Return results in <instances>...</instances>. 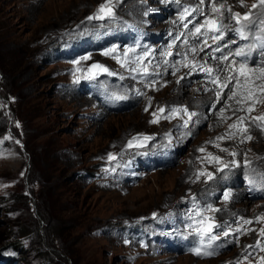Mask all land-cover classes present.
I'll list each match as a JSON object with an SVG mask.
<instances>
[{
    "label": "rangeland",
    "instance_id": "374dc122",
    "mask_svg": "<svg viewBox=\"0 0 264 264\" xmlns=\"http://www.w3.org/2000/svg\"><path fill=\"white\" fill-rule=\"evenodd\" d=\"M170 1L89 20L106 0H0V264H264V81L208 100L235 76L211 77ZM222 2L236 24L259 0Z\"/></svg>",
    "mask_w": 264,
    "mask_h": 264
},
{
    "label": "bare ground",
    "instance_id": "6f19581e",
    "mask_svg": "<svg viewBox=\"0 0 264 264\" xmlns=\"http://www.w3.org/2000/svg\"><path fill=\"white\" fill-rule=\"evenodd\" d=\"M179 1L181 2V4L188 5V14L187 15H183V13L180 11V9H178V11H179L178 15H177L178 18L177 17L176 18L179 19V22L176 19L175 25H173L174 28L177 29V33L181 34L180 35V39H184V37H187L188 41L191 44H195L196 46L199 45L198 46L199 48L197 49L195 54L198 55L197 58L199 60H201L202 64L206 65L207 68L211 69V71H212V73L210 74L211 77L217 76V78H219V80L222 79V78H225V81H226V77H228V74H231V76L232 75L235 76V79H230V81L228 80L229 82L226 84L227 87H226L225 90H224V88L222 89V87L220 85H218V82H215L214 80L210 79V81H212V82L209 83L210 86H211V83H212V87L214 89H217V91H219L220 94H218V92L216 93V90H215L214 94H216V95L213 96V97L209 95V99L208 100L212 101L213 103L216 102L217 106H218L220 104H223V102H226V101H224V98L226 96H228V99L232 98V100H233L235 97L239 98V97H241V94L249 93L252 90H254L256 87H258L264 81V78H260V77H262V74L259 71L260 68H264V52L261 51L262 56L259 59L255 60L254 65L251 64L253 66V69H255V71L250 72V73H246L245 76H240L239 73L235 74V71H234L235 68L228 67V66H230V65H228L229 64L228 63L229 62L228 58L225 59L226 56L224 57V55H223L226 51H228L225 46H223L221 49L217 50L214 55H212L209 52H207V53H204L205 51L203 52V50H205L207 44L212 39H213L212 45H216L219 42V40L221 39L222 36L216 35V33L215 34H205V33L203 34L202 30H203L204 26L201 27L202 25H199L200 23H198V22H200L202 20V19L200 20V18L207 14L208 15L207 20H208V18H210V20H212V21H217L218 20V22H220L221 30L226 28V31H229L231 28H233V27L235 28L236 24L233 23V20H232L231 15H230L231 12L228 11V8L231 7V11H235V9L233 8L235 6H233V5H232L233 7L231 5L229 6V4H231V3H229V4L226 5V7L223 8L224 12L221 13V12H219L220 8H221V7H219V5L223 4L222 1L220 2V4H217L215 6L216 9H219L218 11L214 10V6H213L211 0H179ZM237 1H239L241 3V0H237ZM166 2H170L171 3L170 0H165V3ZM165 3H162V4H165ZM173 8H174V6H173ZM201 9L204 11V13H202L203 11L202 12L200 11ZM256 9H259V10L257 12H255ZM122 12H124V11L122 10ZM251 17H252V20L255 22V27L249 26V28H251L252 30H254V28H256L257 31L259 29H262L261 31H264V24L260 23L261 20H264V7L259 6V3H258L257 7L254 9V11L251 14ZM185 18H186V21H188V24H185L183 22ZM171 20L175 21V17H173ZM180 23H181V25L179 26ZM195 23H196V25H198L200 27V32L196 31L197 26H196V28L194 30H191V27H193V24H195ZM222 23H224V24H222ZM249 28H248V31L251 30ZM200 36H203L205 38V41H206L205 43L206 44H204V46H203L202 43H197L199 41L194 40L195 38L200 37ZM232 39H231V41H232ZM202 42H204V40ZM209 46H211V45H209ZM178 48H180V47H178ZM190 48H192V47H190L189 44H188L186 49H190ZM192 49H194V48H192ZM200 52H201V54H200ZM191 53L193 54L194 51H192ZM251 63H253V61ZM191 72H192L191 74H193V72H195V68L192 69ZM237 79L240 81L239 85H237V83H234V80H237ZM222 83L220 82V84H222ZM220 90H223V91H220ZM260 92H261V90H260ZM211 95H213V94H211ZM252 95L253 94H251V96Z\"/></svg>",
    "mask_w": 264,
    "mask_h": 264
},
{
    "label": "snow or ice",
    "instance_id": "6c2138e0",
    "mask_svg": "<svg viewBox=\"0 0 264 264\" xmlns=\"http://www.w3.org/2000/svg\"><path fill=\"white\" fill-rule=\"evenodd\" d=\"M241 3H242V6H244L243 5V0H241ZM110 5H111V0H106V2L104 4H101L99 6L95 17L89 16L88 19L91 20V19H94V18L102 19L104 17H111L112 15H114V13H113L112 8H111ZM259 6L264 7V0H259ZM220 7L223 8L224 6L221 5ZM256 7H257L256 4L252 5L253 9H255ZM214 10L218 11L219 9H216L215 6H214ZM228 11L231 12V7L228 8ZM250 17H251V13H247L244 16H241V14L238 13V12L233 14V19L235 20L236 24L240 25V27L235 29V31L241 36L242 39H247V37L244 36V31H243L244 27H248V26L255 27V22ZM206 23L209 24V26L212 28L213 31H219V28L216 27V25H215V21H212V20L209 19V20L206 21ZM260 23L264 24V20H261ZM201 27H203V26H201ZM196 31L200 32V27H197ZM249 51H251V49ZM105 54L107 55L108 53H105ZM236 54L238 56L244 57L245 60H247V58H248V54L245 51H243V50H238ZM225 59H227V57H225ZM94 67L103 68L102 65H94ZM103 70L107 71V69H103ZM253 71H255V69H249L247 67L246 63H242L240 65L239 75L240 76H245L246 73H250V72H253ZM259 71L262 74V77H260V78H264V68H260ZM233 79H235V77H233ZM236 83H237V85H239L240 81L237 79ZM225 86H227V85H225ZM261 91H264V87L261 88ZM146 111H147V109H146ZM164 111H165V108H163V107L157 109V112H159V113H163ZM170 111L179 112L181 110L180 109H171ZM183 111L184 112H188L187 108H184ZM157 112H153V114H152L153 117H157ZM195 115H196V113H194V112H188L189 118H191L192 116H195ZM165 118H170V117H165ZM241 119H243V118H241ZM253 121L254 122L255 121H264V116L254 117ZM151 122L152 123H157L158 120L157 119H153ZM185 124H187V121H185ZM233 126H235V125H233ZM257 126L261 127L262 129H264V124H260V125H257ZM245 131H247V129H245ZM137 139H139V137H133L132 140H129L128 141V146L132 147L133 141L137 140ZM144 139H149V137H144ZM247 139L251 140L252 137L248 136ZM201 150H203V149H201ZM233 155H235V153H233ZM211 178H212L211 174H209V179H211ZM229 196H230V194H225V200L229 199ZM217 211H219V210L217 209ZM262 218H264V217H262ZM241 219H243V218H241ZM245 223H251V221H245ZM214 227H220V225H208V226H206L203 229H198V232L211 233V231H212V229ZM237 231H240V230L237 229ZM261 232L264 233V229H261ZM224 235L228 236L229 232L225 231ZM210 239L216 240V239H219V237L218 236H211ZM248 247H252V246L249 245ZM194 251L196 252L197 255H213V254H215V250L206 251V252H203V253L199 249H195ZM261 259L264 260V257H262ZM237 264H239V262H237Z\"/></svg>",
    "mask_w": 264,
    "mask_h": 264
},
{
    "label": "trees",
    "instance_id": "16d2710c",
    "mask_svg": "<svg viewBox=\"0 0 264 264\" xmlns=\"http://www.w3.org/2000/svg\"><path fill=\"white\" fill-rule=\"evenodd\" d=\"M21 232H22V233H25L24 230H22ZM16 237H17V236H16ZM10 243L13 244L14 246H18L19 243H20V241L16 239V240H11Z\"/></svg>",
    "mask_w": 264,
    "mask_h": 264
},
{
    "label": "water",
    "instance_id": "95a60500",
    "mask_svg": "<svg viewBox=\"0 0 264 264\" xmlns=\"http://www.w3.org/2000/svg\"><path fill=\"white\" fill-rule=\"evenodd\" d=\"M95 65H96V64H95ZM96 68H97V67L92 66L91 71H92V72L95 71ZM212 224H213V222H212Z\"/></svg>",
    "mask_w": 264,
    "mask_h": 264
}]
</instances>
